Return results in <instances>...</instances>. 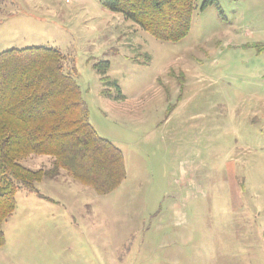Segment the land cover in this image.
Wrapping results in <instances>:
<instances>
[{
	"label": "rangeland",
	"instance_id": "obj_1",
	"mask_svg": "<svg viewBox=\"0 0 264 264\" xmlns=\"http://www.w3.org/2000/svg\"><path fill=\"white\" fill-rule=\"evenodd\" d=\"M202 2L162 42L101 0H0V53L59 50L125 167L103 196L63 171L18 190L0 264H264V0Z\"/></svg>",
	"mask_w": 264,
	"mask_h": 264
},
{
	"label": "trees",
	"instance_id": "obj_2",
	"mask_svg": "<svg viewBox=\"0 0 264 264\" xmlns=\"http://www.w3.org/2000/svg\"><path fill=\"white\" fill-rule=\"evenodd\" d=\"M196 0H101L162 42H177L190 29ZM203 0L201 9L216 6ZM101 72L108 63H100ZM102 82H108L101 77ZM103 97L109 96L104 90ZM75 79L63 70V56L53 48L29 47L0 53V248L3 223L15 209L18 190L37 193L35 184L63 171L103 196L125 178L122 153L100 138ZM30 156L52 159L51 168L31 170Z\"/></svg>",
	"mask_w": 264,
	"mask_h": 264
}]
</instances>
